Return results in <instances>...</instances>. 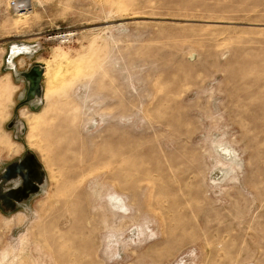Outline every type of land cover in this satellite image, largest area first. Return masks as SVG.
Masks as SVG:
<instances>
[{
    "label": "rangeland",
    "instance_id": "rangeland-1",
    "mask_svg": "<svg viewBox=\"0 0 264 264\" xmlns=\"http://www.w3.org/2000/svg\"><path fill=\"white\" fill-rule=\"evenodd\" d=\"M26 158L3 264H264V0H0V177Z\"/></svg>",
    "mask_w": 264,
    "mask_h": 264
},
{
    "label": "flooded vegetation",
    "instance_id": "flooded-vegetation-1",
    "mask_svg": "<svg viewBox=\"0 0 264 264\" xmlns=\"http://www.w3.org/2000/svg\"><path fill=\"white\" fill-rule=\"evenodd\" d=\"M30 163V159L28 160V158H26L19 161L17 165L11 166L2 172V176L0 177V193L3 196L18 191L24 196L35 189L37 184L41 181V174L39 176L37 171H32ZM28 177L32 178V181H34L32 185L26 183ZM13 204L14 201L10 204L9 201L7 203H2L0 209L8 211L9 208H12L11 206Z\"/></svg>",
    "mask_w": 264,
    "mask_h": 264
},
{
    "label": "water",
    "instance_id": "water-1",
    "mask_svg": "<svg viewBox=\"0 0 264 264\" xmlns=\"http://www.w3.org/2000/svg\"><path fill=\"white\" fill-rule=\"evenodd\" d=\"M39 74L40 72H32L31 73V76L30 75H25L26 78H30V81H31V90H30V93H29V97H32L34 96V94L38 91V78H39Z\"/></svg>",
    "mask_w": 264,
    "mask_h": 264
},
{
    "label": "built area",
    "instance_id": "built-area-1",
    "mask_svg": "<svg viewBox=\"0 0 264 264\" xmlns=\"http://www.w3.org/2000/svg\"><path fill=\"white\" fill-rule=\"evenodd\" d=\"M12 8L14 10H16L18 13H24L27 11V8H25V6L21 3L12 2ZM61 37H63V36H61Z\"/></svg>",
    "mask_w": 264,
    "mask_h": 264
},
{
    "label": "bare ground",
    "instance_id": "bare-ground-1",
    "mask_svg": "<svg viewBox=\"0 0 264 264\" xmlns=\"http://www.w3.org/2000/svg\"><path fill=\"white\" fill-rule=\"evenodd\" d=\"M24 1H26V0H24ZM20 2V1H19ZM18 2V3H19ZM21 3L23 4V5H27V2H23V1H21ZM67 35V34H66ZM69 36V35H68ZM228 156V155H227ZM7 255L8 254H6V253H4L3 255H2V257L0 258V264H3L4 262H6V261H8L7 260ZM14 260V259H13ZM10 264V263H9Z\"/></svg>",
    "mask_w": 264,
    "mask_h": 264
}]
</instances>
